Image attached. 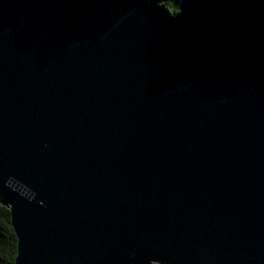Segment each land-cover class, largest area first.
<instances>
[{"label": "water", "instance_id": "95a60500", "mask_svg": "<svg viewBox=\"0 0 264 264\" xmlns=\"http://www.w3.org/2000/svg\"><path fill=\"white\" fill-rule=\"evenodd\" d=\"M113 1L0 0L15 264H264V0Z\"/></svg>", "mask_w": 264, "mask_h": 264}, {"label": "trees", "instance_id": "16d2710c", "mask_svg": "<svg viewBox=\"0 0 264 264\" xmlns=\"http://www.w3.org/2000/svg\"><path fill=\"white\" fill-rule=\"evenodd\" d=\"M147 7L164 16L169 32L183 29L197 40H203L206 21L213 15L231 11L238 0H144ZM114 0V8L123 5ZM17 238L11 226L10 211L0 205V264H15Z\"/></svg>", "mask_w": 264, "mask_h": 264}]
</instances>
